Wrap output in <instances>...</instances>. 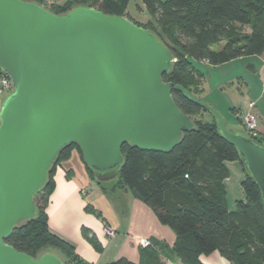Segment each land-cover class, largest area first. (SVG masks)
I'll list each match as a JSON object with an SVG mask.
<instances>
[{"label":"water","instance_id":"water-1","mask_svg":"<svg viewBox=\"0 0 264 264\" xmlns=\"http://www.w3.org/2000/svg\"><path fill=\"white\" fill-rule=\"evenodd\" d=\"M175 62L157 34L127 16L88 5L58 14L33 0H0V68L13 84L0 110V264H69L50 250L34 257L6 239L36 218V195L66 147H79L103 185L117 179L124 144L172 151L196 127L174 90L213 115L264 205V145L229 127L190 89L166 82Z\"/></svg>","mask_w":264,"mask_h":264},{"label":"trees","instance_id":"trees-1","mask_svg":"<svg viewBox=\"0 0 264 264\" xmlns=\"http://www.w3.org/2000/svg\"><path fill=\"white\" fill-rule=\"evenodd\" d=\"M33 1L58 14L77 5H88L106 14L130 16L131 0ZM142 2L151 15L148 22L139 23L129 18L157 34L176 58L172 71L164 74V80L182 84L198 97L202 73L194 65L195 61L219 65L264 51V0ZM218 44L222 45L215 49ZM173 98L194 120L196 127L186 132L169 152L124 144L125 161L116 179L120 180L118 187L123 186L147 203L161 223L175 231L172 254L182 264H204L201 256L215 250L233 264H264V205L256 182L241 163L245 173L242 181L245 198L238 200L236 209L231 210L225 180L230 177L228 163L241 162L236 147L222 137L215 118L207 109L176 90ZM204 113L211 120H202L200 115ZM242 131L247 133L244 128ZM254 139L263 144L262 134ZM74 148L84 161L76 144L62 150L49 173L48 183L36 195L44 196L42 204L36 202V218L15 228L6 242L34 257L40 250L53 247L61 250L69 264H88L79 257L71 242L51 229L47 212L49 198L56 187L57 167L69 159ZM86 168L95 179L89 166ZM70 173L67 171L68 177ZM86 208L92 210L90 206ZM90 240L97 244L94 237ZM167 261L174 263L170 255L163 253L159 243L151 242L150 246L142 247L138 264H168ZM110 264L136 263L120 259Z\"/></svg>","mask_w":264,"mask_h":264},{"label":"crops","instance_id":"crops-1","mask_svg":"<svg viewBox=\"0 0 264 264\" xmlns=\"http://www.w3.org/2000/svg\"><path fill=\"white\" fill-rule=\"evenodd\" d=\"M243 59L250 60L248 66L259 73L264 92V51L232 61ZM238 110L243 111L242 108ZM256 114L264 138V123ZM67 171L71 172L69 177ZM55 181L56 187L47 206L50 227L71 242L79 257L88 264H110L120 259L138 264L141 260V238L159 243L163 253L173 258L174 263L167 261L168 264H182L173 254L167 253L165 242L169 240V230L155 211L123 186H116L115 189L112 186L109 193L106 187L91 177L76 148L72 149L69 159L57 167ZM87 206L92 210L87 209ZM107 227L115 229L114 236L107 235ZM85 233H89V236ZM92 237L97 240V244L91 242ZM163 260L168 259L163 257ZM201 260L204 264H233L218 250L203 254Z\"/></svg>","mask_w":264,"mask_h":264},{"label":"rangeland","instance_id":"rangeland-1","mask_svg":"<svg viewBox=\"0 0 264 264\" xmlns=\"http://www.w3.org/2000/svg\"><path fill=\"white\" fill-rule=\"evenodd\" d=\"M75 1L85 2L87 0H71L72 3ZM128 11L130 15L128 18L131 17L134 21L139 23H147L151 18L142 0H131ZM221 45L222 44L216 45L215 49H219ZM249 61L248 59H243L242 61H230L219 65H211L205 61L194 62L196 68L202 73V80L199 90L197 91L199 97L219 110L229 127L239 130H243L244 128L241 122V115L243 112L251 109L258 113V116L261 117L260 120L264 123V92H262L261 88L260 75L248 66ZM8 94L9 93L2 96V103ZM251 102L255 104L253 108L250 106ZM239 108H242L243 111L238 110ZM200 118H202V120H211V117L207 113L200 115ZM229 167L230 177L228 178L229 180H227V198L229 208L235 210L237 201L245 198L242 187V181L245 175L241 162H231ZM119 183L120 180H113L104 183V186L110 193V188H112V186L114 187L115 184L116 186L120 185ZM43 200V194H39L35 202L42 204ZM149 208L151 207L149 206ZM73 214L76 215L75 213ZM166 226L169 230V240L165 242L166 249L168 253L174 254L173 244L176 234L169 225ZM143 240L151 241L148 238H141L140 243ZM48 250L65 257L61 250L53 247H46L40 250V253Z\"/></svg>","mask_w":264,"mask_h":264},{"label":"built area","instance_id":"built-area-1","mask_svg":"<svg viewBox=\"0 0 264 264\" xmlns=\"http://www.w3.org/2000/svg\"><path fill=\"white\" fill-rule=\"evenodd\" d=\"M13 89V84L10 75L0 68V110L2 106V96H5V94L9 93ZM251 108L255 106L253 102L250 103ZM243 118V126L246 132L251 136L252 138L258 137L260 133L259 129V123H258V117L255 111L252 109L249 111H245L242 114ZM106 233L108 236H114L115 235V229L112 227L106 228ZM142 247H147L151 245V241L149 240H143L141 242Z\"/></svg>","mask_w":264,"mask_h":264}]
</instances>
